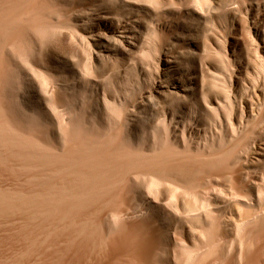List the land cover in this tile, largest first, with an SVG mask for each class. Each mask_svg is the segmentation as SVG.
<instances>
[{
    "label": "rangeland",
    "instance_id": "374dc122",
    "mask_svg": "<svg viewBox=\"0 0 264 264\" xmlns=\"http://www.w3.org/2000/svg\"><path fill=\"white\" fill-rule=\"evenodd\" d=\"M57 1L61 7H56L58 11L53 10L51 13L53 15L47 11L53 16V19L51 16V19H48L49 15L38 5L40 3H36L38 1L34 3L30 1L31 5L29 0H0V17L8 13L7 22L13 20L17 22V25L14 23L10 25L9 22H3L6 20L5 16L0 18L1 27L2 23L10 26L8 28V25H3V28L6 27L8 30L0 27V123L2 125L0 126V264H238L240 258H236L238 256L236 254L240 246H243V242L244 249L241 248L239 256L244 261L241 260L239 264L242 262V264H264V155L258 161L253 151V142L258 139L255 135L264 131V126L250 122V130L246 134L237 131L236 137L230 136L225 139L212 149L210 155L203 157L200 154L199 157L194 154L198 159L190 154L188 155L191 157L188 158L186 153L184 156L179 152L178 154L173 143L168 144L172 146L173 150H170L168 148L170 146L167 145L169 142H165L164 136L162 138L160 136L162 134H159L157 139L153 138L154 134L150 129H147V132L153 137L149 136L147 144H141L158 152L157 154L150 152L152 156L147 153L148 155L144 154L146 157L144 155L142 157L141 154L144 152L142 153L138 147L143 146L131 142L127 137L131 134V130L128 128L125 130V125L121 127L123 122L118 123L117 115L128 116L132 112L131 107L130 110L127 109L119 114L117 111L116 121L115 116L106 113L104 123L101 124L104 130H99L97 133L102 132L99 135L89 130L86 132L84 123L80 124H82L81 120L85 122L84 119L89 115V118H92L91 104L87 105L85 110L89 112L84 113L83 116L79 112H77L79 115L72 112L76 118L69 110L68 94L63 88L72 84L73 76L78 79L76 83L81 81L85 84L87 79L95 77L94 74H97L95 69L98 70V67L96 68L97 64L91 59V54H87L91 52L87 51L88 46L82 45L76 33L68 30V20L73 16L76 17L79 12L86 13L84 16L87 18L96 11L89 10L88 0H76L74 7L69 6L66 0ZM33 4H37L36 7ZM37 6L42 9L39 10ZM15 9L16 13H14ZM3 10L5 13H2ZM17 13L21 15L18 16ZM48 25L52 28L50 29ZM143 61L146 63L145 60ZM140 80L142 81L143 78L140 77ZM127 81L131 83L123 81L120 82L122 85H118L115 80L114 83L121 88L119 90L130 89L133 87L131 86L133 82L130 79ZM6 104L11 105L9 109L11 111L6 109ZM32 104L42 112L43 116L39 124L34 122L31 116L29 117ZM3 114L9 117L5 120ZM73 116L75 120H71ZM108 118H112L119 125L114 121L110 122ZM43 119H47L48 122ZM32 121L34 123H31ZM104 133L106 136L103 135ZM206 133L202 132L198 135L201 138H187V145L194 147L204 145L205 137H212L211 131ZM95 134L97 136L92 137ZM133 145L137 149L134 150L140 151L141 154L133 151L131 147ZM147 146L145 147L148 148ZM128 149L134 154L126 153ZM195 151L198 154L199 150ZM200 152L203 153L205 150L201 149ZM217 155L220 157H215ZM246 155H250L255 163L250 159L247 164L248 174L246 170L244 171L245 176L249 181H253L252 183H259V187L262 188L256 200H251L252 193L247 184L240 188L236 181L238 178L234 179L232 176L236 172L238 177L237 169L240 164L236 165V169L230 161L236 159L241 164L245 163ZM180 156L186 158L182 160L183 157ZM150 159L155 161L151 162ZM226 162L235 169L231 170ZM241 189H244V192ZM237 195L248 197V200L254 202V205L253 202L250 204L252 209L255 208L253 211L249 208L250 211L247 208L242 210V215L245 217L243 225L233 218L236 217L234 214L237 210L234 204ZM246 211H252L253 218ZM255 211L256 213H253ZM245 214H249V218ZM255 214L259 215L256 216L258 219L255 218ZM248 219L253 220L252 224ZM146 221L148 222L145 223ZM236 221L239 226L240 224L243 226L244 231L240 233L241 236L239 232L237 233L240 227L237 226ZM154 222L159 228H163L162 232L167 231L166 226H171L172 230L163 232L164 242L157 246L154 244V248L152 246L150 249L149 246L152 245L150 239L153 236L151 234L155 229L153 226L150 227ZM227 222L231 228L226 227ZM138 225L143 227V232H140ZM222 233L225 234L220 237ZM236 235L243 237L244 240L236 238L233 240L232 237ZM219 238L223 239L219 240ZM232 240L236 242H234L236 246ZM239 242L241 245L238 244ZM230 244L236 248H232ZM229 247L232 251L238 250L229 253L231 251L228 250ZM146 255L151 259L148 258L147 261Z\"/></svg>",
    "mask_w": 264,
    "mask_h": 264
},
{
    "label": "bare ground",
    "instance_id": "6f19581e",
    "mask_svg": "<svg viewBox=\"0 0 264 264\" xmlns=\"http://www.w3.org/2000/svg\"><path fill=\"white\" fill-rule=\"evenodd\" d=\"M30 1H32V3L38 1L36 3L37 4L40 3L38 5H40L43 9H45L46 12L49 11L50 14L53 13V10L58 11V8L61 7L60 3L57 0H40V2L39 0H29V2ZM66 1L68 2V5L72 7H74L77 2L76 0H66ZM88 1L90 2L89 10L96 12H94L93 14H89V17L87 18H85L84 16L86 13L84 14L79 12V14L76 17L73 16L72 19L68 20L69 22L68 30L71 31L72 33L74 32L76 33L75 35L82 45L86 47L88 46L87 47L88 50L87 49L86 50L91 52L87 54H91V59H93L95 64H97V66L95 65L96 68L98 67V70L95 69L97 74H94L95 77H93L94 75H91V77L93 78L87 79L85 81L86 82L85 84L81 83V81L80 83H76L78 79L75 76H73L72 84L63 88L67 91L66 93L68 94L67 102L69 104L68 106L70 107L69 110L71 113L73 112L75 114L79 112L80 115L82 114L81 116H83L84 113L89 112V111L86 112L85 109H87L88 107L87 105L91 104L90 114L92 118H89L90 115L88 116V114L87 115L85 114V116H88L87 118L89 120H86L87 118L84 116V118H86L84 119L85 122L81 120L82 124H80L83 125L84 123L83 126L84 129H86V132L89 130V132L97 133L99 130H101L103 128V127L101 128L102 126L101 124L104 123L106 113H109L112 116L116 117L117 111H119L118 112L119 114L123 111L125 112V110L127 109L130 110L131 107L132 112L128 116L127 114L125 117L120 116V114L117 115L119 116L118 123L120 122L121 124L123 122L122 123L123 125L121 124V127L125 125L126 126L125 130L126 128L131 130V134L129 133L130 135L127 136L129 137L131 142L135 144L136 143L147 144L150 139L149 136L153 137L152 134H154L153 138L157 139L159 134H162L160 136L162 138L164 136V138L166 139L165 142L166 141L169 142L167 143V145L173 143L175 151L177 153L179 152L183 154V156L186 153L187 158L193 156V158L198 159V157H194V154L195 156L199 155V157L201 156L200 154H202L203 157L208 156L207 154L210 155L212 149L221 142H223L225 139H227L230 136L236 137L237 131L240 134H246L250 130V126H249L250 122L252 123L255 122L257 124L259 123L261 126H264V0H88ZM21 3H24V1L23 2L21 1ZM30 4L28 3V5ZM36 5L33 4V6L35 7ZM56 7L58 8L55 9ZM37 8L40 7L37 6ZM42 8H40L39 10H41ZM2 13H5L4 10ZM14 13H16V9ZM11 14L12 13H10V15ZM35 14L37 15V13ZM47 14L45 15L42 14V15L48 16L49 14L48 15ZM19 15L21 14H18V16ZM51 15L48 16L49 17L48 19H51V17L53 19V16ZM6 16H8V13L7 15L5 14L2 15V17H4L5 19L7 18ZM28 16H30V14ZM18 18L16 19L19 21ZM5 21L7 22V19L3 20V22ZM13 21L11 22L8 21L9 23L8 22L7 23L8 24L17 23V22L15 23V20ZM52 21L53 20H51V22ZM7 23H2V24L8 25ZM3 25L1 27L0 24V27L3 28ZM40 26H42V24ZM9 27L10 26L8 25V28ZM51 28L52 27H50V29ZM89 48H91V50H89ZM83 54L86 55V53ZM141 58L145 60L148 65ZM105 62L107 63L109 62L110 64L107 63L105 64ZM79 72L81 73L80 70ZM82 77H84V75H82ZM140 77L143 78L142 81L140 80ZM129 79L132 80L133 85L131 84V86L133 87L129 86L130 89L124 88L122 90H119L121 88H119L118 85H122V83L120 84V82L124 81L130 84L131 82L127 81ZM114 80L116 82L118 80L121 81L120 82L118 81L117 83L119 84L116 85L117 83H114ZM20 84L22 85V83ZM10 108L11 105L8 104L6 109L8 111H11L9 110ZM30 111L31 113L29 114V117L31 116V119H33L34 122L38 123L40 118H42L41 116H43L41 115L42 112L39 111L34 104H32ZM73 113L72 115H74ZM5 115L3 114L6 120V118H8L9 116L7 115L8 117H6ZM77 115L79 114L77 113ZM74 116L73 119L71 117V120H75ZM46 120L47 119H45L44 121ZM107 120H110V122L114 121L112 118H108ZM116 120L117 117L115 118V121ZM28 121L30 120L28 119ZM33 121L31 123H34ZM70 121L68 120V122ZM116 123L117 122H115V124ZM42 124H44V122ZM0 126H2L1 123ZM59 126H61V124H59ZM147 129H150L152 134L151 133L148 134ZM103 130L104 129H102V131ZM63 131L65 130L63 129ZM206 131H211L212 137L209 138L208 136H206L205 137L206 142L204 145H199L197 147H194L192 145H187V138H201L198 135H200L202 132H204V134H207ZM213 131H215V133H213ZM100 133L102 132L100 131L97 134L99 135ZM105 134L106 133H104L103 135ZM107 135L109 136V134ZM96 136L97 135L95 134V136L92 137H96ZM81 138H83V135ZM255 138L258 139L253 142V151L255 153V156H257L256 160L259 161L260 158H262L264 155L263 154L264 131H261L258 134H256ZM148 145L150 146V144ZM142 146L143 147L141 146L138 147V149L142 153L144 152L143 154H141V152L139 151L142 157L148 155L147 153L150 152L153 153L156 152L155 154H157L158 152V151H153L154 149H152L151 147L149 148L147 145H142ZM145 146H147L148 148H146ZM151 146L155 148V146L153 145ZM131 147L134 152H137L134 150L136 146L134 147L133 145ZM171 147L172 146L168 148L170 150H173L171 149ZM98 148L96 149V151H98ZM130 149H128L129 151L126 150V153H129V155L130 152L131 153L133 152L130 151ZM201 149H203V151L205 150V152L201 153L200 152ZM195 150H199L200 153L198 152V154H196L197 151ZM139 152L137 153L139 154ZM137 153H135V155ZM188 154H190L191 156H189ZM141 155H139V157ZM218 155L215 157H218ZM220 155L222 156L221 153ZM150 156H152L151 153ZM186 157H183L182 160ZM203 157L201 159H203ZM250 157H251L250 155H246V160H245L246 162L242 164L236 159L234 161L233 160L232 161L229 160V161L233 162L232 164H234L235 167L236 165L240 164L241 167L239 166L238 167L239 169H237L236 167L237 171L239 172V175L237 172L238 177L236 176L235 170H233L235 172L234 174L235 176L233 174L232 176L234 177V179L235 177L238 178V180L236 181L237 184L240 186V188L246 186L247 184L248 188H250L249 189L250 192L252 193L251 200H256V198H259L258 192H260L262 188L259 187L260 185L259 183L257 184V183H252L253 181H249L248 177L245 176V172H244L246 170L248 174L247 164L248 162H250L251 159ZM155 158L156 157H154V159ZM206 159H208V157ZM150 160L151 162L153 161L152 159ZM252 160L253 159H251V161ZM253 162L254 161H252V163ZM226 163L228 167L229 166L231 167V170L235 169L233 165L232 167L230 163L228 162ZM108 167L110 168V166ZM82 175L81 177H83ZM235 185L236 184H234V186ZM236 187L238 186L236 185ZM190 188L192 187L190 186ZM248 188L246 187V189ZM244 189L241 190L243 191ZM237 196L238 197L235 196L236 202L234 204V207L237 210L236 213L234 214L236 215V217L233 215L234 216L233 218H235V220L239 221V223L242 224L243 222L245 223L244 221L245 217H243L242 215V210L246 208L247 210L252 209L253 207L251 206L254 205V202L249 199L250 200L249 203L248 197H242V195L240 196L237 195ZM245 198H247L246 200H248V202L245 200ZM251 202H253L252 205H250ZM248 203L251 208L248 206ZM254 209H252V211ZM252 211L249 212L251 216L249 214H245L248 216V217L246 216L247 218H249V216L253 218L251 214ZM253 213H256V211ZM256 216L258 217L259 215L255 214V218H257ZM137 217L139 218L140 216ZM146 218L144 217V219ZM150 220L153 221L152 218ZM248 220L249 221L251 220V223L250 222L249 223L252 224L253 220L252 219H248ZM148 221H146L145 223H147ZM151 221L149 223H151ZM237 221H236L237 226H239L238 225L239 223ZM155 223L156 222L152 223L150 227L152 228L153 226L155 228L154 232L149 231L150 233L153 232L151 234L153 235L151 237L152 239H150V243H152V245L149 246L150 249L154 244H156L157 246V244L163 243L165 237L164 233L172 230L171 226L169 227L166 226L167 231L164 232L163 230L164 232L163 233L161 231L163 228L162 229L161 227L159 228L157 226L158 224ZM207 223H209V221ZM227 223L228 225L226 224L227 225L226 227H230L229 222ZM241 224L239 226L240 228H238L239 230L235 228V230H238L237 233L239 232V235L240 233H242V231H244V229L242 228L243 224L242 225ZM142 228H143L142 226L138 225V229L140 230V232L144 230ZM147 234L148 233H146V235ZM223 234L225 233H222V236L220 237H223ZM237 236L238 235H236V237L235 236L232 237V239L233 240L234 238L241 240L243 239V237L241 238L238 236L239 237L238 238ZM222 239L219 238V240ZM152 240L153 242H151ZM225 240L227 239L225 238ZM234 242L235 241H233V243ZM240 242L238 243L239 245H241L242 243ZM232 245L230 244L232 248H236L235 247L236 245L235 246L233 245L234 247ZM242 245L243 246H240L239 249L240 253L237 252L238 254H236L238 256L236 257L234 255L236 258H240L239 260L240 262L242 259L239 255L241 254L240 251L241 248L244 249V242ZM226 247L224 248L226 249ZM228 250H231V248ZM236 250L238 249H234L233 251ZM155 251L157 252L158 250ZM233 251L231 250L230 252L229 251L228 252L232 253ZM148 258L149 256L146 255L147 261ZM150 259L151 258H149V260ZM242 261H244V259ZM240 262H238V264Z\"/></svg>",
    "mask_w": 264,
    "mask_h": 264
}]
</instances>
